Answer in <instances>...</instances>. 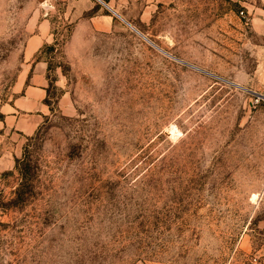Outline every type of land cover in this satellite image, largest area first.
<instances>
[{
	"label": "rangeland",
	"instance_id": "rangeland-1",
	"mask_svg": "<svg viewBox=\"0 0 264 264\" xmlns=\"http://www.w3.org/2000/svg\"><path fill=\"white\" fill-rule=\"evenodd\" d=\"M120 1L99 29L0 0V119L52 19V112L18 156L0 142V264L264 263V0Z\"/></svg>",
	"mask_w": 264,
	"mask_h": 264
},
{
	"label": "crops",
	"instance_id": "crops-1",
	"mask_svg": "<svg viewBox=\"0 0 264 264\" xmlns=\"http://www.w3.org/2000/svg\"><path fill=\"white\" fill-rule=\"evenodd\" d=\"M61 1L70 9L72 18L82 20L87 17L89 21L95 22L97 24L96 27L99 29L98 22L112 23L115 16L122 19L119 15L120 0ZM147 1L150 2L151 0ZM52 6L54 7V5ZM256 26V19H254L253 27L255 33H261ZM51 28L52 19L46 15L41 22L39 30L29 37L24 47L23 57L25 64L14 86L15 95L10 102L5 103L1 107L3 117L0 119V142L3 139L12 140L16 145V156L21 153L25 140L36 134L41 124L52 112V107L48 102L49 79L47 76V64L44 61L36 60L40 49L44 44L52 40ZM259 70L261 71V77L264 78V62L261 63ZM11 155L13 156L14 154ZM4 162L9 166L14 164V159L9 158V152L4 154L0 164ZM259 227L264 230V217L260 219ZM262 251L264 252V246L260 252Z\"/></svg>",
	"mask_w": 264,
	"mask_h": 264
},
{
	"label": "trees",
	"instance_id": "trees-1",
	"mask_svg": "<svg viewBox=\"0 0 264 264\" xmlns=\"http://www.w3.org/2000/svg\"><path fill=\"white\" fill-rule=\"evenodd\" d=\"M31 164V160L27 154H24L23 158L16 159V168L19 170L23 177L22 184L18 188L16 193V200H23V198L26 196L25 186L28 182V179H25V176H27L29 171L31 170Z\"/></svg>",
	"mask_w": 264,
	"mask_h": 264
},
{
	"label": "water",
	"instance_id": "water-1",
	"mask_svg": "<svg viewBox=\"0 0 264 264\" xmlns=\"http://www.w3.org/2000/svg\"><path fill=\"white\" fill-rule=\"evenodd\" d=\"M257 95H259L260 97H263V98H264V95H263V94H259V93H257Z\"/></svg>",
	"mask_w": 264,
	"mask_h": 264
},
{
	"label": "bare ground",
	"instance_id": "bare-ground-1",
	"mask_svg": "<svg viewBox=\"0 0 264 264\" xmlns=\"http://www.w3.org/2000/svg\"><path fill=\"white\" fill-rule=\"evenodd\" d=\"M257 196L256 195H254V199L256 198Z\"/></svg>",
	"mask_w": 264,
	"mask_h": 264
}]
</instances>
